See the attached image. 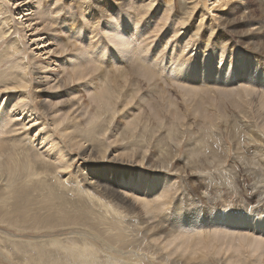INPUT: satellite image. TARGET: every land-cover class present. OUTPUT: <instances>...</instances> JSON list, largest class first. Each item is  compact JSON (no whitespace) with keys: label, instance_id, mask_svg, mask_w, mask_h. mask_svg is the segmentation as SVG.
<instances>
[{"label":"rangeland","instance_id":"374dc122","mask_svg":"<svg viewBox=\"0 0 264 264\" xmlns=\"http://www.w3.org/2000/svg\"><path fill=\"white\" fill-rule=\"evenodd\" d=\"M56 1L47 0L46 9L49 10V14L54 12L53 8H55ZM180 1L156 0L155 7L147 16L146 21L143 19V21L138 22V18L134 21V15H137V13H134L135 9L132 6L147 4L150 0H127V6L122 9V14H116L115 17L111 16L109 18L102 17V15H100L101 17L96 16V12L92 9L85 14L81 9H75L73 0H60L59 5H64L66 10L75 9L80 25L70 24L72 22L69 19V22L63 25L64 27L61 25L58 28L51 26L52 29L46 31L45 26H40L38 24L40 21L35 20L37 15L33 12L35 13L36 3L31 2L27 5V8L23 7L22 12L9 0H4L3 5L6 6L9 12L5 16L10 15L11 17L10 20L14 25L13 30L16 29L13 36L20 37L22 52L18 57H14L11 46L0 43V62H5L0 67V75L2 76V73L6 72L7 76L11 77L13 73L19 72L21 66H28L27 73H29V80L32 85L28 86L25 91L28 93L29 99L25 101L26 103L20 102V105L14 108L11 114L15 120H21L20 122L27 125L26 129L28 128V131L31 132V139H34L35 135H39V137H36L35 144H31V151H21L20 160L15 155L2 160L5 162L3 170L0 172V264H59L55 261L66 264L64 252L59 248H53V241L56 240L60 242L61 249H64L62 246L67 247L69 244L75 248H80V246L83 249L94 248V251L97 250L98 261L104 264L107 258L103 254L105 244H102V242H108L109 245H113V248L121 249L120 243L115 238L117 231L114 232L112 228H116L120 233H125L127 237L124 239L126 251H129L132 246H136L134 251L137 255H148V260L155 264H174L175 260L182 257V255H179L181 252L179 254L175 253V245L166 246L168 242L164 239L157 244V242L151 240L150 236L146 235L144 228L138 225L145 220L147 223L153 222L151 215L152 213L153 216L158 214L157 211L164 213L171 210L169 213L172 212L173 205H168V202L173 200L171 199L172 196L183 199L186 197L188 203L184 202L182 204L184 207L180 214L183 234H187L184 230L187 232L190 228L191 231L194 230L193 235L211 232L214 234L216 230L213 224L218 221L221 214L225 217V223H230L233 229H240L243 232L242 235L250 232L249 236L254 235L257 237L260 233L259 236H264V230L258 234L257 232L252 234L253 231H244L245 226H242L241 223L236 225L234 222L242 218L248 223L264 220V0H235L233 4V7H235L234 17L240 19L243 15L241 18L244 19L246 16L245 18L248 20L247 25L241 27L239 31H244L254 25L263 27L262 35L259 36L260 41L257 38L252 39V41H258L256 43H260V45L263 43L260 46L261 52L256 53L247 50L245 46H242H247V44L238 43L237 37L227 32H225L226 38L234 44V47L225 51L221 47H207L208 34L205 35V40H197L198 42L195 43L190 31H195L194 29L199 23V15L195 16L189 25L182 26L181 20L185 12L183 8L189 6L190 0H183L184 3L182 4ZM175 4H178L177 10L174 9L173 11ZM226 11L223 10V12ZM27 12L33 15L30 18L28 17L34 20L31 23L26 22L27 17L19 20L22 13L25 15ZM164 14L168 17L163 20ZM215 14L213 13V16ZM51 16L55 15L51 14ZM137 22L139 26L136 24ZM113 23L114 25L111 26L121 31L123 36L132 35L133 28L135 30L140 29L139 32L143 33L144 36L146 35L142 39V46H147V49L145 47L144 52L142 50L140 52L143 55L147 54L146 57L150 58V63L152 60V64L158 66L157 69L160 68L161 73L167 71L164 79L158 76L159 80L154 78V81L149 76L147 78L150 80L141 77L144 83H141V90L136 93L132 83L129 85L127 80L118 76L123 71L125 63L131 66L127 59L133 58L134 55L119 53L116 57L113 56V52L116 51L108 40L112 30L107 28L108 25ZM29 24H32V26L29 27ZM159 26L162 28L157 33V27ZM173 27L174 30L176 29L175 31L172 30ZM93 31L101 34H98L97 37ZM155 34L158 35L160 41L157 37L155 38ZM150 35L152 36L149 37ZM144 39L147 41L145 42ZM150 41L152 42L150 43ZM139 42L141 44L140 40ZM79 47L83 48H80V54L77 51ZM21 59L24 62L28 61L24 63L20 61ZM154 61L156 62L153 63ZM220 61L224 64L223 67H226V71H229L228 76L234 74L235 71H239L240 76H236L232 80L230 78L228 80L224 79L225 81L220 80L221 78L219 79L217 76H212L215 79H212L214 80L212 83L223 85L221 82H225V85L233 90L245 86L241 88L251 89L252 98L215 97L214 105H218L220 109L223 108L227 117L222 119V117L215 116L217 125L213 126L210 119L208 120L210 113L202 109L203 98H196L195 103H188V100L186 102L188 97L184 98L178 91L181 87H187L188 82H193L189 80L191 78L187 77V73L192 72L195 76L193 80L199 82V78L196 77H201L205 75L204 73L213 75L215 67L220 65ZM92 62L95 66L91 65ZM135 64L137 65V62ZM241 64L243 68H241ZM99 65H101L102 70L107 65L109 69L107 71L115 73L117 77L101 73L97 68ZM13 67L14 69H12ZM17 67L19 68L16 69ZM85 67L92 68L90 70H94L92 71L93 74H87V68L85 71L87 75L77 81L74 71L80 69L84 71ZM176 68L181 69L178 76L174 72ZM37 73L40 76V81L36 80ZM228 76L224 78H228ZM249 77L252 78L249 79ZM107 78L111 80L109 85L105 84ZM173 78L180 81H172ZM36 81L37 83L41 82V88L45 90V96L43 92H40L41 89L37 88L39 85L35 83ZM59 82L62 86L64 85L61 90L57 88ZM204 82L201 80L199 83L203 86ZM156 85L157 87L154 88ZM210 88L216 90L213 85ZM107 89H110L119 98L118 108H116L115 115L110 112L107 116H100V109L103 108L102 104L107 103V101L102 99L98 102L95 94H100V92ZM18 91L23 92L19 88L17 92L7 93L0 97V114L4 111L10 114L12 100L21 94ZM68 100L70 101L67 105L62 106L61 102ZM233 103L238 104L242 111L235 107ZM41 105H46L47 109L49 108L46 115L48 123H51V121L55 123L59 120L61 124L63 123L58 126L56 141L52 135H47L44 138L45 133H39L37 126L40 122H35L34 119L38 118ZM17 108L23 110L24 114L21 115L20 112L16 114L14 111ZM243 111L248 112L249 119L241 114ZM96 117H99L100 120L98 121ZM70 126H73L74 129H85L87 133L90 131L87 139L88 143L85 147H90L98 153L100 150L104 152V149H106V157H104L106 160L103 163H97L99 168L110 166V160L114 157L115 163H118L116 165H122L114 168L120 167L127 171V175L119 177L115 181L114 188L119 194L121 193L120 195H126L123 196L127 197L125 199L130 202H127L126 205L133 204L134 211L137 215H140L138 216L139 221H137L136 215H131L127 210L116 206L114 202L106 200L107 198L105 199V196L101 193H98L97 196L92 193L88 195L86 194L88 193L87 187H84L81 183L80 185L77 184L79 178L75 168L79 165L82 167L83 160H79V157L83 154L82 147L84 145L70 138L68 139L66 132H62L64 127ZM19 127L16 130L20 131L21 127ZM0 129L1 134L4 130H2L3 127H0ZM24 132L21 130L20 134L18 135V132L15 136H20ZM61 135L63 136L61 137ZM203 138H205V142ZM44 139L47 142L43 144L42 140ZM58 140L67 144L65 148L67 151L65 150L64 153L71 154L70 158L75 161L74 164L69 163L72 167L65 170L61 167L69 165L66 159H63L66 162L65 164L55 162L47 155L43 156L44 153L47 154L48 150L57 145ZM31 145L29 146L31 147ZM78 146L79 149H77ZM58 147L61 148V145ZM24 155H27V162L21 161L25 157ZM142 155L146 156L145 162L141 160ZM50 163L53 165H50ZM83 166L85 168V164ZM156 168H159V171ZM75 181L77 182L74 183ZM206 181L207 184H205ZM166 190L170 194L166 200L167 204L162 205L165 199L160 198V196L162 197L163 193L165 195ZM161 191L164 192L161 193ZM136 196L138 198H134ZM139 197L142 198V201ZM146 198H149V201L150 199L154 200V203L151 201L150 203L152 206L156 205L157 207V209L154 207L156 210L153 209L157 213L151 210L152 213L149 218L147 216L148 219L145 214L149 215L150 213H146L147 209L141 207L142 204H150ZM137 199H140V202ZM189 203L191 207L188 208ZM160 207L164 210L160 211L161 209H158ZM195 208L197 209L195 210ZM188 212L190 213L188 214ZM147 220H150V222ZM109 223L112 226L110 229L112 232H108ZM79 229L84 232H75ZM173 229L177 232V228L173 227ZM82 233L91 238H88V240L85 234L80 235V237L79 234ZM110 233H113L111 238L113 236V241L116 242L112 243L111 238L104 237L105 235L110 236ZM255 237L254 239H256ZM161 241L166 244L164 245ZM165 247L168 248L165 250ZM255 247L256 245L253 248ZM250 248L252 246L242 248L243 255L241 257L237 255V251L227 252L228 254H224V251H222V254L214 259L215 261L212 260L205 264H238L240 259L246 260V264H257L260 261V264H264V243L261 244V249L256 247V249H259L258 253L254 252L253 248L250 251ZM171 252H174L175 255L172 253L174 256H169ZM131 253L128 252L127 256L133 257L136 255ZM186 257H188V254H186ZM136 258L138 257L133 259ZM124 262L122 261V263ZM143 262L148 264L146 260Z\"/></svg>","mask_w":264,"mask_h":264},{"label":"bare ground","instance_id":"6f19581e","mask_svg":"<svg viewBox=\"0 0 264 264\" xmlns=\"http://www.w3.org/2000/svg\"><path fill=\"white\" fill-rule=\"evenodd\" d=\"M21 1V2H20ZM28 1V2H27ZM49 1V0H48ZM90 1V3H89ZM141 1V0H139ZM182 1V2H181ZM180 3H184L183 0H181ZM263 1V0H262ZM261 1V2H262ZM9 2H11L13 5H16V7L19 8V11H22V8L25 7L27 8V5L28 4H31V2L33 3H36L37 7H36V10H35V13L33 12V14H36L37 15V18H35V20H38V22L40 21V26H45V29L46 31H48L49 29H52L51 26H56L58 28V26H63L65 24H67L69 22V19L72 23L70 24H75L76 26L80 25V21L77 19V12L75 11L76 8L78 9H81L83 13L86 14V12L88 10H91L92 11H95V15L96 16H100L102 15V17H111V16H114L116 14H122V9L124 7H126V2L127 0H117V1H113V0H73L74 2V5H75V9H70V10H66V8L64 7V5H59V2L60 0H57L56 3L54 4V7L53 8L54 12H52L51 14L55 15V16H51V14L48 13V9H46V5H47V0H9ZM116 2V3H114ZM235 0H190L189 2V6H185L183 9L185 10V12L183 13V17H182V20H181V24L182 26H187L189 25V23L191 22V20L193 21L194 20V17L195 16H198L199 15V23L196 27V29H194L195 31L191 32L190 33L192 34V38H193V41L196 43L198 42L197 40L199 41H202V40H205V35L208 34V37L206 39L207 41V47H212V48H217V47H221V49L223 51L227 50V49H230L232 47H234V44L226 38V33L227 32L228 34H234L236 37H237V40H238V43L240 44H247L246 45H242V46H245L247 48V50L249 49V51H251L252 53H256L258 51L261 52L260 50V46L263 44L260 45V43H256L258 41H252V39H255L257 38L259 40V36L262 35V32H263V27L262 26H252L251 28H248L244 31H239V29H241V27H244L247 25L248 23V20L244 17V19H242L241 16L240 19H236L234 17V8L233 7V4H234ZM24 3V4H23ZM156 3V0H150L149 3L147 4H141V5H138V6H132V8L135 9L134 13L136 12L137 15H134V21L136 18L137 21H143V19H145L144 21H146V18L147 16L152 12L153 8L155 7ZM252 3V2H251ZM4 4V0H0V43L3 44V43H6L8 45L11 46L12 48V53H13V56L14 57H18L20 55V53L22 52V46H21V40H20V37H17V36H13L15 34V30H13L14 28V25L12 23V20H10V15L8 17L5 16V14H9L8 12V9L6 8V6L3 5ZM236 4V3H235ZM245 4V3H244ZM177 5L178 4H175V8H173V11L174 9L177 10ZM211 7V8H210ZM131 8V10H132ZM168 8V7H166ZM210 8V9H208ZM224 8V9H223ZM32 9V8H31ZM35 9V8H34ZM33 9V10H34ZM130 9V8H128ZM131 10L129 11L131 13ZM223 10H227L226 12H223ZM27 11V10H26ZM30 11V9H29ZM32 13V12H31ZM166 13V12H164ZM176 13V12H175ZM213 13H216L215 16H213ZM165 16L163 17V20L166 19L168 16H166V14H164ZM251 15V13H250ZM30 16H33L32 14H30V12H27L25 15H23L22 13V17L19 18V20H23L24 18H30ZM171 16V15H170ZM169 16V17H170ZM173 16V15H172ZM53 17V18H52ZM84 17V16H83ZM101 17V16H100ZM132 17V16H131ZM27 19L26 22L27 23H31L32 21H34L33 19ZM173 18V17H172ZM248 18V17H247ZM252 18V17H251ZM169 19V18H168ZM171 19V18H170ZM177 20V19H175ZM118 21V20H117ZM169 21V20H167ZM92 23L94 22L93 20L91 21ZM138 22L136 24H138ZM173 22V21H172ZM12 23V24H11ZM96 24H98L97 22H95ZM254 23V22H253ZM116 24V23H115ZM168 24V23H167ZM250 24V23H249ZM111 25H114L113 24H110L107 26L108 29L112 30L111 32V36L109 37L108 36V40L109 42L112 44V48L114 49L115 48V51L116 52H113V56H117V54L119 53H130V54H133L134 55V59H135V62H134V59L131 57L129 59H127L128 63L131 65L129 66L128 64L126 65V63L124 64V67H123V71H121L118 76L124 80H127V82L129 83V85H131V83L133 84L134 88H135V91L136 93H138L140 90H141V83L144 81L141 79V77H143L144 79L146 80H150L151 78L154 80V78H161L165 77V75H167V71L166 72H162L160 71V68L157 69L156 66H154L152 64V60H151V63H150V58L146 57V55H143L142 52H140L141 50L143 51L144 48L146 47L147 49V46L143 47V41L142 39L144 37H146V35L144 36L143 33H140L139 30L140 29H136L135 30L134 28L132 29V35H128V37L126 36H123V33L121 31H118L116 30V28H113ZM154 25V24H153ZM171 25V24H170ZM191 25V24H190ZM260 25V24H259ZM32 24H29V27H31ZM155 26V25H154ZM166 26V25H165ZM64 27V26H63ZM98 27V25H97ZM181 27V26H180ZM248 27V26H247ZM246 27V28H247ZM250 27V26H249ZM77 28V27H76ZM153 28V27H152ZM161 26L157 27V33L161 30ZM89 29V28H88ZM87 29V30H88ZM101 29V28H100ZM172 29V28H171ZM13 30V31H12ZM18 30V29H17ZM34 30V29H33ZM90 30V29H89ZM129 30H130V27H129ZM174 30V27L173 29ZM176 30V29H175ZM174 30V31H175ZM104 31V30H103ZM163 32V31H162ZM161 32V34H162ZM93 33H96L95 35H97L98 37V34L100 35L101 33L100 32H96V31H93ZM106 33V32H104ZM114 33V34H113ZM150 33V32H149ZM169 33V32H168ZM17 34V32H16ZM19 34V32H18ZM141 34V35H139ZM104 35V34H103ZM156 35V34H155ZM178 35H179V32H178ZM20 36V35H19ZM152 35H150L149 37H151ZM170 36V35H168ZM172 36V35H171ZM102 38H105L103 36H100ZM158 38L159 41H160V38L158 37V35L155 36V38ZM91 38V37H90ZM175 38V37H174ZM191 38V37H190ZM154 39V38H153ZM169 40L171 38H168ZM172 39H173V36H172ZM39 40V39H38ZM99 40V39H98ZM139 40L141 41V44L139 42ZM152 40V38H151ZM155 40V39H154ZM80 41V40H79ZM144 41L146 42L147 40L144 39ZM260 41V40H259ZM263 41V40H262ZM144 42V43H145ZM152 41H150L151 43ZM157 42V41H156ZM234 42V41H233ZM80 43V42H79ZM97 43H100V42H97ZM38 44V43H37ZM110 44V45H111ZM149 44V43H147ZM64 45V44H63ZM81 45V44H80ZM99 45V44H98ZM92 46V45H91ZM244 47V48H245ZM81 47L78 48V53L81 51L80 50ZM143 48V49H141ZM190 48V47H189ZM243 48V47H242ZM9 49V47H8ZM65 49V48H64ZM67 49V47H66ZM83 49V48H81ZM92 49V48H91ZM215 50V49H214ZM85 51V50H84ZM83 51V53H85ZM148 51V50H147ZM263 51V50H262ZM93 52V51H92ZM144 52V51H143ZM146 52V51H145ZM149 52V51H148ZM151 52V50H150ZM187 52V51H186ZM81 53V54H83ZM88 53V52H87ZM147 53V52H146ZM11 54V53H10ZM9 54V55H10ZM80 54V53H79ZM116 54V55H114ZM145 54V53H144ZM143 55V56H142ZM149 55V54H148ZM78 56V55H77ZM86 56V55H84ZM90 56V55H89ZM127 56V55H126ZM9 57V56H8ZM12 57V56H11ZM26 57V56H25ZM80 57V55H79ZM13 58V57H12ZM87 58V57H86ZM158 58V57H157ZM9 59V58H8ZM11 59V58H10ZM9 59V60H10ZM17 59V58H16ZM15 59V60H16ZM114 59V57H113ZM155 59V58H154ZM18 60V59H17ZM87 60V59H86ZM20 61H23V59H21ZM28 61V60H26ZM25 61V62H26ZM92 61V60H91ZM97 61V59H96ZM158 61V60H157ZM24 62V61H23ZM24 62V63H25ZM88 62V61H87ZM94 62V60H93ZM92 62V63H93ZM137 62V65L135 64ZM156 61H154L153 63H155ZM5 63V62H4ZM3 62H0V67L4 64ZM23 63V64H24ZM91 63V62H90ZM104 63V62H103ZM9 64V63H8ZM220 65H218L217 67H215V73L213 75H210L208 73H204L205 75L203 76H198L196 78H199V82L201 80L205 81L204 85H200L199 82H196L193 80V78H195L194 74L191 72L187 73L188 74V78H191L189 80H192L193 82L190 83L188 82L187 83V87L185 88H182L179 89L178 92H180L184 98H187L186 99V102L188 100V103L189 102H192V103H195L196 101V98H203L204 102H202V109H205L207 112L210 113L209 115V118L208 120L210 119V122L212 123L213 126H215L216 122H217V119L215 116H218V117H222V119H225V117H227V115H225V111L223 108H219L218 105H214L215 103V97L217 96H221V97H225V98H231L233 96H237V97H241V98H246V97H251L252 93H251V89H242L244 87H240V89H232L229 87H227V85H225L226 83L225 82H221L223 83L220 84V83H212V81H214L215 79L212 78V76H217L219 77L220 80H228L229 78L232 80L233 78H235L236 76H240V72L239 71H235L234 74H230L228 76V73L229 71L227 70L226 71V67H223L224 64L222 63V61H220L219 63ZM91 65H94L95 64H91ZM98 65V64H97ZM114 65V64H113ZM159 65V64H158ZM199 65V64H198ZM26 65L21 66L22 68L19 70V72L17 71V73H13V76L11 77H8L7 76V73L6 72H3L2 73V76L0 75V97L1 96H4L5 94L7 93H14V92H17V90L19 88H21L23 90V92H20V96L19 97H16L15 99L12 100L11 102V109L10 110V114L11 112H13V109L16 108L18 105H20V102H25L27 101L28 98V93L25 91V89L27 90L28 86H31V81L29 80V73H27V67H25ZM100 66V67H99ZM97 66L98 70H100L101 73H105V75L109 76L112 75L111 77H117V75L115 73H111L110 71H107L109 70L107 68V65L104 66V69L102 70L101 68V65ZM161 66V65H159ZM221 66V67H220ZM6 67V66H5ZM15 67V66H14ZM14 67L12 69H14ZM20 67V65H19ZM19 67H17L16 69H18ZM106 67V68H105ZM4 68V67H2ZM45 68V67H44ZM88 67H85V70L82 71V69L80 70H77V71H74L75 73V79L78 81H80L82 78H84L87 74H93L92 71L94 70H90L92 68H88V73L86 74L85 71L87 70ZM110 68V67H109ZM127 68V69H126ZM241 68H243V65L241 64ZM29 69V68H28ZM119 69V68H118ZM125 69V70H124ZM1 70V69H0ZM91 72H90V71ZM117 70V69H116ZM122 70V69H121ZM30 71V70H29ZM120 71V70H118ZM173 71V70H172ZM180 71L181 69H175L174 72H175V75L178 76L180 75ZM32 72V71H31ZM113 72V70H112ZM117 73V71H115ZM203 72V71H202ZM85 73V74H84ZM237 73V74H236ZM17 74V75H16ZM31 74V73H30ZM217 74V75H216ZM155 75V76H154ZM209 75V76H208ZM147 76H149V78H147ZM157 76V77H156ZM225 76H228V78H224ZM33 77V76H32ZM39 75L37 73L36 75V80L37 81H40L39 79ZM180 77V76H179ZM18 78V79H17ZM72 78V77H71ZM158 78V80H159ZM252 77H249V79H251ZM73 79V78H72ZM167 79V78H166ZM214 79V80H212ZM173 80H176V81H180L178 79H175L173 78ZM218 80V78L216 79V81ZM219 80V81H220ZM224 80V81H225ZM253 80V79H252ZM37 81L35 83H37ZM42 81V80H41ZM110 79H106L105 80V84L106 85H109L110 83ZM155 81V80H154ZM72 82V81H71ZM70 82V83H71ZM161 82V81H160ZM163 82V80H162ZM161 82V83H162ZM155 83V82H154ZM158 83V82H157ZM176 83H179V82H176ZM186 84V82H184ZM209 83H212V84H209ZM249 83V82H248ZM39 86L37 88L41 89L40 92H43V95H44V92L45 90L42 89V85H41V82H38L37 83ZM156 84V83H155ZM229 84V83H228ZM246 84V83H245ZM66 85V84H65ZM151 85V84H150ZM182 85V84H181ZM215 87L216 90H213L210 88V86L212 87ZM64 86V85H63ZM62 84H60V82L58 83V86L57 88H59L60 90L62 89ZM145 86V85H144ZM153 87V86H152ZM156 86H154V88H156ZM176 88V87H175ZM252 88V87H251ZM47 90V89H46ZM156 90V89H155ZM178 90V89H177ZM254 90V88H253ZM256 91V89L254 90ZM158 92V91H157ZM176 92V91H175ZM255 93V92H254ZM253 93V94H254ZM258 93V92H256ZM264 95V93H263ZM9 96V95H8ZM45 96V95H44ZM173 96V95H172ZM161 97V96H160ZM95 98L98 100V102L100 100H106L107 103L105 104H102V107L100 109V116H107L110 112H112V114L115 115L116 113V108H118V104H119V98L117 96H115L112 91L110 89H107V90H104L102 92H100V94H95ZM171 98V97H170ZM2 99V98H1ZM70 100L68 101H62V106H65L67 105V103L69 102ZM26 103V102H25ZM29 104V102H28ZM27 104V105H28ZM233 105L235 107H237L239 110L242 111V108L236 104V103H233ZM22 106V104H21ZM24 106V105H23ZM35 106V105H34ZM28 107V106H26ZM38 107V106H37ZM189 107V105H188ZM25 108V107H23ZM22 108V109H23ZM27 109V108H26ZM65 109V108H64ZM1 110V109H0ZM34 110V108H33ZM32 110V111H33ZM37 110V109H36ZM39 110V109H38ZM48 110L49 108L47 109L46 105H41V109H40V112H39V116L37 119H34L35 122H40V124H38V128H39V133H45L44 134V138L45 136L47 135H52V137L55 138V141L57 140V136H58V132H57V129H58V126H61V122L60 120L53 123L54 121H51V123H48L47 121V113H48ZM28 111V110H27ZM31 111V110H30ZM16 114H18V112H20L21 115L24 114V111L23 110H20L19 108H17L15 111H14ZM28 113V112H27ZM33 113V112H32ZM9 112H6L4 111V113H1L0 114V127H3L2 130V133L0 134V172L3 170V165H4V162L5 161H2L4 158H11L13 157L14 155L16 157L21 158V151H26V152H29L32 150V145L31 144H35V139L36 137H39L38 136H34L35 138L34 139H31L30 137V131H28V128L26 129V124L20 122L21 120H15L14 119V116H12V114L10 115ZM35 114V113H34ZM243 116L247 117L248 119L250 118L248 112L246 111H243L241 113ZM27 115V114H26ZM30 115V114H29ZM36 115V114H35ZM113 115V117H114ZM27 117V116H26ZM35 117V116H34ZM37 117V116H36ZM98 118V121L100 120L99 117H96ZM103 118V117H102ZM244 118V117H243ZM247 119V120H248ZM49 120V119H48ZM113 120V119H112ZM30 121V120H28ZM64 121V120H63ZM34 122V124H35ZM97 122V121H96ZM106 122V121H105ZM214 123V124H213ZM33 124V123H31ZM54 124V125H53ZM100 124V123H99ZM36 125V124H35ZM217 125V124H216ZM21 127L20 131L22 130V135L20 136H15L16 133H18V135L20 134V131L19 130H16V128L18 127ZM34 126V125H33ZM92 126V125H91ZM19 127V128H20ZM102 127V126H101ZM105 127V126H103ZM60 128V127H59ZM128 128V127H127ZM109 129V128H108ZM1 130V129H0ZM129 130V129H128ZM242 130V129H241ZM99 131V129H98ZM62 132H66V135L67 138L71 139V140H75L76 142L78 143H82L83 147H82V150H83V154H81V157H79V160H83V164H82V167L77 166L75 168L76 172L78 173V178H79V183L77 181H75L74 183L77 182V184L80 185V183L85 187H87V192L86 194L89 195V193L93 194V195H98V193H101L103 196H105V199L106 200H109L111 202H114V204L116 206H120L122 209L124 210H127L131 215H136L137 216V221L138 220V216L140 215H137L136 212L134 211V207H133V204H129V205H126V203L128 202V200H126L125 196L123 195H120L118 193V191L114 188V184H115V181L119 178V177H123L124 175H127V171L124 170V169H121L120 167H117V168H114L116 166H122V165H116L118 163H115L116 161L114 160V157L111 158L112 160H110L111 162V165L108 166V167H102V168H99V165L97 163H103L106 158L105 154H106V149H104V152L103 150H100L99 153L97 151H94L93 149H91L90 147H85L86 143H88L87 139H88V135H89V132L87 133V131L85 129H74L73 126H70V127H64L62 129ZM108 133V132H107ZM101 134V133H100ZM60 135V134H59ZM63 135H61L62 137ZM60 137V136H59ZM65 137V136H64ZM206 137V136H205ZM42 139V138H41ZM63 139V138H62ZM122 139V138H121ZM205 138H203L204 140ZM94 140V139H93ZM169 140V139H168ZM201 140V141H203ZM43 141V144L47 142L46 139L42 140ZM59 141V140H58ZM65 141V140H64ZM74 141V142H75ZM134 141V140H133ZM197 141V140H195ZM200 141V143H202ZM49 142V141H48ZM69 142V141H68ZM199 142V140H198ZM205 142V140H204ZM72 143V142H71ZM99 143V142H98ZM137 143V142H136ZM50 144V143H48ZM52 144V143H51ZM31 145V147L29 146ZM61 145V148H57V146H60ZM66 145L63 141H59L57 143V145L55 147H50L51 149L48 150V153H44L45 155L43 156H46L48 158H52L55 160V162H63L66 164V162H64L65 160L63 159H66L67 160V163L69 164H74L73 162H75L74 160H72V158H70V155L71 154H65L64 151L66 150ZM71 145V144H70ZM202 145V144H201ZM34 146V145H33ZM39 146V145H38ZM43 146V145H42ZM74 146H77V145H74ZM204 146V145H202ZM41 147V146H40ZM72 147V146H71ZM46 148V147H45ZM76 148V147H74ZM80 147L78 146L77 149H79ZM70 149V148H69ZM136 149V148H135ZM39 150V149H38ZM36 151V150H35ZM45 151V150H44ZM67 151V150H66ZM72 151V150H70ZM138 151V150H137ZM102 152V153H100ZM139 152V151H138ZM39 153V152H38ZM142 153V152H141ZM145 153V152H144ZM43 154V153H42ZM41 154V155H42ZM146 154V153H145ZM125 155V154H124ZM129 155V154H128ZM25 157H23V159L21 161H24V162H27V155H24ZM138 156V155H137ZM143 156V155H142ZM67 157V158H65ZM131 157V156H130ZM56 158V159H55ZM140 158V156H139ZM116 159V158H115ZM130 159V158H129ZM134 159V158H133ZM149 159V158H148ZM63 160V161H62ZM141 160L143 162H145L146 160V156L144 155ZM150 160V159H149ZM118 161V160H117ZM121 162V160H120ZM123 162V161H122ZM8 163V162H7ZM62 163V164H63ZM125 163V162H124ZM128 163V162H127ZM126 163V164H127ZM132 163V162H130ZM128 163V164H130ZM61 164V165H62ZM67 165L66 167H61L62 169H67V168H70L72 167L71 165ZM85 164V168H84V165ZM123 164V163H122ZM127 164V165H128ZM133 164V163H132ZM153 164V163H152ZM157 164V163H156ZM50 165H53L50 163ZM78 165V164H77ZM149 165V164H148ZM154 165V164H153ZM152 165V166H153ZM65 166V165H64ZM130 166V165H129ZM147 167V166H146ZM169 167H171L169 165ZM84 168V169H83ZM120 168V169H119ZM142 168V167H141ZM259 168V167H258ZM262 168V167H261ZM83 169V170H82ZM149 169V168H147ZM151 169V168H150ZM158 169L159 171V168H156ZM163 172V171H162ZM165 172V171H164ZM202 172V171H201ZM200 172V173H201ZM130 174V172H129ZM188 174V173H187ZM205 174V173H204ZM75 175V174H73ZM159 175V174H158ZM202 175V174H201ZM208 175V173H207ZM206 175V176H207ZM211 175V173H210ZM162 176V175H161ZM69 177V176H68ZM172 178V177H171ZM201 178V177H200ZM76 179V178H75ZM157 179V178H156ZM203 179V178H202ZM205 179V177H204ZM213 179V178H212ZM200 180V179H199ZM207 180V179H206ZM177 181V180H176ZM178 182V181H177ZM210 182V181H209ZM76 184V185H77ZM177 184V183H176ZM183 184V183H182ZM207 184V181L206 183ZM78 185V186H79ZM81 185V186H82ZM75 186V184H74ZM177 186H179L177 184ZM77 187V186H76ZM168 187V186H167ZM216 187V186H215ZM164 188V187H163ZM218 188V187H217ZM206 189V188H204ZM163 190V189H162ZM172 190V188H171ZM181 190V189H180ZM168 190H166V194L164 195V191L161 193H163L162 197L160 196V198H164V202L162 203V205L164 204H167V197H169V191L167 193ZM220 191V190H219ZM132 193V192H131ZM139 193V191H138ZM205 193V192H204ZM128 194V192H127ZM133 195V194H132ZM175 195H177L175 193ZM184 195V194H183ZM193 195V194H192ZM205 195V194H204ZM172 196V195H171ZM188 196V195H187ZM263 196V195H262ZM142 197V196H140ZM139 197V198H140ZM146 197V196H145ZM152 197V196H151ZM155 197V196H154ZM264 197V196H263ZM262 197V198H263ZM93 198V197H91ZM129 198V197H128ZM134 198H138V196L134 197ZM156 198V197H155ZM186 198V197H185ZM183 199V198H179L177 196H172L171 199H173L171 202H168L169 204L168 205H173V211L169 213V211H166L164 213H160L159 211L158 214L154 215L153 216V213L152 211L154 212V210L157 209L156 205L155 206H152L150 201L152 203H154L151 199L149 201V198L147 199L149 201L150 204L146 203V204H142L141 207L147 209L145 212L146 213H150L149 215H146V218L148 216V218L150 217L151 213V220L154 222H151V223H147L145 222L146 218L145 217H142V218H145L144 220L145 221H141V224H138V225H141L142 228H144L145 230V233L146 235L150 236L151 240H153L154 242H157V244H159L158 242L162 239L166 240L167 245L168 247H171V245H175L174 247V250H175V253H178L181 252V254L179 255H182V257H186V254H188V257L186 258H180L178 260H175L174 264H205L206 262H210V261H215L214 259H216V257H218L219 255L222 254V251H224V254H228L229 252L231 251H237L239 255V257H241L243 255V251H242V248H246V247H251L252 248L256 245L257 248H260L261 249V244L264 243V236H257V234L259 232H262L264 230V220L263 221H259V222H253V223H248L244 218L242 219H239V220H235V224L237 225L238 223H241L242 226H245L246 229L245 230H249V231H253L251 232L252 234L257 232L256 236L255 237L254 235L252 236H249L250 232L249 233H246L245 235H242L241 233H243L242 231H240V229L236 230V229H233L231 228L230 226V223H225L226 220L224 219L225 217H223V215L220 214L219 216V219L218 221H216L215 224V232L214 234L211 233H200V234H197V235H193L194 233V230L191 231V228L189 231L186 232V230H184L185 233L187 234H183V231H182V228L181 226H183V224H181V217H180V214L182 212V208L184 207L182 204L186 202V199ZM94 199V198H93ZM141 201H142V198H140ZM140 199H137L138 202H140ZM209 199V198H208ZM215 199V198H214ZM209 201H211L209 199ZM208 201V202H209ZM130 203V202H128ZM127 203V204H128ZM143 203V202H142ZM109 204V203H108ZM141 205V203H139ZM161 204V203H160ZM188 204V203H187ZM151 205V206H149ZM225 205V204H224ZM167 206V205H166ZM136 207V206H135ZM149 207V208H148ZM151 207V209H150ZM153 207V208H152ZM156 207V209L154 208ZM188 208L191 207L190 206V203H189V206H187ZM112 208V207H111ZM121 209V210H122ZM144 209V210H145ZM150 209V210H149ZM154 209V210H153ZM158 209H161L160 211H162L163 208H158ZM168 209V208H167ZM172 209V208H171ZM197 208H195L196 210ZM119 210V211H121ZM152 210V211H151ZM164 210V209H163ZM188 210V209H187ZM148 211V212H147ZM151 211V212H150ZM186 211V210H184ZM156 212V211H155ZM154 212V213H155ZM156 212V213H157ZM168 212V213H167ZM143 213V212H142ZM141 213V214H142ZM190 212H188L189 214ZM198 213V212H196ZM224 213V212H223ZM125 214V213H124ZM187 214V215H188ZM228 214V213H227ZM225 214V215H227ZM241 214V213H239ZM135 216V217H136ZM182 216V215H181ZM198 216V215H197ZM240 217L242 215H239ZM126 217V216H125ZM147 218V219H148ZM148 221V220H147ZM210 221V220H209ZM256 221V220H255ZM150 222V220L148 221ZM121 226V225H120ZM169 226V227H168ZM177 228V233L173 227ZM211 226V224H210ZM111 225L109 223V228H108V232H112L110 229H111ZM139 227V226H138ZM214 227V226H213ZM115 228V227H114ZM141 228V227H140ZM194 229V228H193ZM77 230V229H76ZM112 230L115 232V230L117 231L116 233V239L118 240V243H120V247L121 249H118L117 247L113 248V245H109L108 242H102V244H105V250L103 251L105 254V257L107 258V261L104 263V264H144L146 262H143L144 260L147 261L148 264H155L154 262L148 260L149 256L148 255H145V254H142L144 256H139L136 254V251H134V248L136 246H132L131 249H129V251H126L125 250V241L124 239L127 238L125 233H120L119 230H117L116 228ZM143 230V229H142ZM143 230V231H144ZM243 230V229H242ZM70 231V230H69ZM88 231V230H86ZM67 232V231H66ZM75 232H84L82 230H78V231H75ZM189 232V233H188ZM68 233V232H67ZM86 233V232H85ZM84 233V234H85ZM177 233V234H176ZM83 233L82 234H79L80 235H84ZM108 234V233H107ZM113 234V233H112ZM110 233V236L108 235H105L104 237H109V239L111 238V235ZM51 235V234H50ZM60 235V234H59ZM62 235V234H61ZM64 235V234H63ZM62 235V236H63ZM66 235H69V234H66ZM91 235V234H90ZM88 235V236H90ZM49 236V235H48ZM52 236V235H51ZM71 236V235H70ZM68 236V237H70ZM86 236V234H85ZM76 237V235H75ZM73 237V238H75ZM81 237V236H80ZM87 237V236H86ZM93 237V236H92ZM99 237V236H97ZM96 237V238H97ZM128 237H130L128 235ZM254 237L256 239H254ZM259 237V238H258ZM88 238H91V237H87ZM98 239V238H97ZM108 239V238H107ZM59 240V239H58ZM89 240V239H88ZM87 240V241H88ZM100 240V239H98ZM52 241V240H50ZM96 241V240H95ZM102 241V240H100ZM110 241V240H109ZM54 242V245H53V248H59L60 250H62L65 254V260H66V264H101L100 262L101 261H98V254L96 253V251H94V248H75L73 246H67V247H63L64 249H61V244L59 241H53ZM57 242V243H56ZM90 242V241H89ZM92 242V241H91ZM111 242L114 243L116 241H113V236L111 238ZM162 243L164 241H161ZM233 242H235L234 244H232ZM88 243V242H87ZM96 243V242H95ZM97 243H101V242H97ZM153 243V242H152ZM236 243H238L236 245ZM73 244V243H72ZM75 244V243H74ZM89 244V243H88ZM164 244V243H163ZM166 244V243H165ZM164 244V245H165ZM77 245V244H76ZM84 245V244H83ZM92 245V243H91ZM95 245V244H94ZM93 245V246H94ZM97 245V244H96ZM154 245V243H153ZM162 245V244H160ZM92 246V247H93ZM98 246V245H97ZM103 246V245H101ZM172 246V247H173ZM85 247V246H84ZM168 247H165V250L166 248ZM254 249V252L258 253L259 252V249ZM96 248V247H95ZM177 248V249H176ZM252 248H250V251L252 250ZM104 249V248H103ZM221 250V251H220ZM44 251V250H43ZM100 251V250H99ZM261 251V250H260ZM45 252V251H44ZM102 252V251H101ZM111 252H113L114 254H112ZM128 252H132L131 254L135 253L136 255H134L133 257H129L127 256ZM228 252V253H227ZM42 253V252H41ZM138 253V252H137ZM175 255L174 252H171L169 254V256H172L173 254ZM139 254V253H138ZM254 254V253H253ZM173 255V256H174ZM236 255V256H237ZM42 256H44V254L42 253ZM102 256V255H101ZM250 256V255H249ZM252 256V255H251ZM135 257H138L136 259H133ZM168 257V256H167ZM238 257V258H239ZM170 258V257H169ZM247 258V257H246ZM151 259V257H150ZM143 260V261H142ZM235 260V259H234ZM238 260V259H237ZM105 261V260H104ZM122 261H125L124 263H122ZM155 261V260H154ZM59 264H64V263H61L59 261H55ZM167 262V261H166ZM250 262V261H249ZM253 262V261H252ZM257 262V261H256ZM261 262V261H260ZM257 263V264H260ZM229 263V261H228ZM233 263V262H231ZM234 264V263H233ZM238 264H246V260L244 259H240V261L238 262ZM263 264V263H262Z\"/></svg>","mask_w":264,"mask_h":264}]
</instances>
